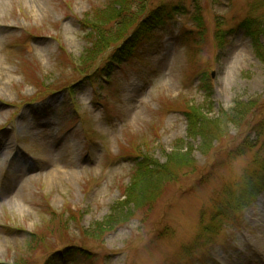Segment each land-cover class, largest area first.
<instances>
[{"label": "rangeland", "instance_id": "obj_1", "mask_svg": "<svg viewBox=\"0 0 264 264\" xmlns=\"http://www.w3.org/2000/svg\"><path fill=\"white\" fill-rule=\"evenodd\" d=\"M151 3L183 9L108 63V0H0V264H264V191L236 206L264 180L258 113L219 120L264 103L242 27L264 0Z\"/></svg>", "mask_w": 264, "mask_h": 264}, {"label": "trees", "instance_id": "obj_2", "mask_svg": "<svg viewBox=\"0 0 264 264\" xmlns=\"http://www.w3.org/2000/svg\"><path fill=\"white\" fill-rule=\"evenodd\" d=\"M108 6L105 11L103 12H96L92 18V21L89 25L92 27L94 26V29H97L96 35L93 37L92 40V49L89 56L96 57V55H99L101 50L105 48V45L113 44L112 50L110 52V56L108 57L107 61L113 62L115 59H119L122 55H131L133 49L139 44L141 41V38H145L152 32H154L156 29H158L160 26L166 24L167 22L171 21L173 19L174 14L183 8H179L178 6H175L174 8H164L158 7V8H151L152 3L151 0H108ZM109 11L108 15L107 12ZM102 14H105L103 16ZM250 21H246L242 24V27L244 29L245 35L249 37L252 41V47L256 53V56L261 60V62L264 64V43L261 41L262 37H264V32L262 31L261 24L263 22L254 21L252 19H249ZM105 22H108L109 26L116 27V35H110L108 37H105L104 34L101 33L103 29V24ZM107 36V35H106ZM113 39H117L118 42H121L118 44L113 42ZM110 48V47H108ZM106 50V48H105ZM104 50V51H105ZM106 52V51H105ZM102 53V52H101ZM133 55V53H132ZM98 59V58H97ZM108 67V66H106ZM240 104L238 101H236L233 104V107L229 111H224L221 113V116H219V120H222L224 122V128H228V126H238V123L242 119H247L249 115L255 116V114L258 113L257 122L253 127L250 129V131H254L258 135V139L261 140V138L264 136V103L261 104H247L246 107L242 108L243 112H239L237 115V118L235 115H231V113L235 110H239L238 107ZM194 114H196L195 111H193ZM197 115V114H196ZM261 118L259 119V117ZM186 119L188 121V130L193 131L195 134H199V136L202 135L201 127L196 124V122H190L191 119L186 116ZM259 120V121H258ZM198 122V121H197ZM220 124V123H219ZM218 127L217 132H211L204 135L203 139L206 138V140H209L210 143L212 142V139L217 137V140L224 135L223 132L220 131L219 125L216 124ZM251 127V126H250ZM199 129L201 132H199ZM197 131V133H196ZM248 134V133H247ZM245 134V136L247 135ZM244 136V138H245ZM251 136V135H250ZM246 141H242V143L237 147L235 150L238 154L245 152L247 146H253V142H250V138H246ZM216 141V140H215ZM252 143V144H251ZM255 144V143H254ZM264 152H262L263 154ZM264 155H259L257 159V164L259 163L261 166L260 168L264 172ZM179 165L178 168H180L179 172L183 171V169H187L192 167L194 168V164L192 166V163H190L187 166ZM262 173V172H261ZM144 176V174H141ZM264 182V180H263ZM262 182V183H263ZM262 183L260 186V183L257 185L251 184L248 186V192L245 193L238 201H237V207L239 211L241 209H244L248 206L249 202H251V196H253L252 192L256 191L258 188V192L253 197H257L264 191V188L262 187ZM235 206V207H236ZM234 206H232V210H234Z\"/></svg>", "mask_w": 264, "mask_h": 264}]
</instances>
